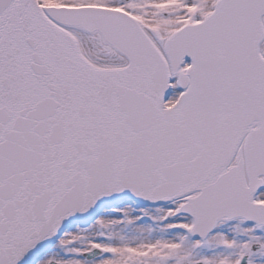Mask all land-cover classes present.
Segmentation results:
<instances>
[{
  "label": "snow or ice",
  "instance_id": "6c2138e0",
  "mask_svg": "<svg viewBox=\"0 0 264 264\" xmlns=\"http://www.w3.org/2000/svg\"><path fill=\"white\" fill-rule=\"evenodd\" d=\"M0 264H264V0H0Z\"/></svg>",
  "mask_w": 264,
  "mask_h": 264
}]
</instances>
